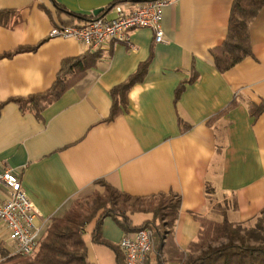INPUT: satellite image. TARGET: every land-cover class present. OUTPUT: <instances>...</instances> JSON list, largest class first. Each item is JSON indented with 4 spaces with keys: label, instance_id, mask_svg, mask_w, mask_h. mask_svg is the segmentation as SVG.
<instances>
[{
    "label": "crops",
    "instance_id": "0c3cea01",
    "mask_svg": "<svg viewBox=\"0 0 264 264\" xmlns=\"http://www.w3.org/2000/svg\"><path fill=\"white\" fill-rule=\"evenodd\" d=\"M54 1L76 16L57 10ZM116 1L0 0V11L14 13L0 22V170L19 173L37 211L40 241L54 216L102 190V182L134 197L176 193L180 208L161 259L180 264L172 248L187 252L204 221L246 223L264 210V7L250 24L251 55L225 72L216 68L213 52L227 37L234 0H172L162 17L165 43L155 42L148 28L99 51L50 36L58 24L85 25L96 9H102L97 16L114 18ZM24 46L34 48L20 51ZM84 54L96 55L94 65L41 117L10 101L48 91L64 61ZM144 62L148 72L130 90L127 110L106 121L113 88ZM194 73L197 80L177 97ZM131 218L141 225L152 214ZM91 223L84 235L89 259L117 264L112 246L124 229L104 218L103 236L112 245L98 244ZM4 251L13 253L14 245L0 225ZM159 262L152 248L149 264Z\"/></svg>",
    "mask_w": 264,
    "mask_h": 264
},
{
    "label": "trees",
    "instance_id": "16d2710c",
    "mask_svg": "<svg viewBox=\"0 0 264 264\" xmlns=\"http://www.w3.org/2000/svg\"><path fill=\"white\" fill-rule=\"evenodd\" d=\"M118 2L121 0L113 5ZM54 3L57 10L69 12L59 3ZM263 7L264 0H234L227 37L213 52L219 71L225 72L251 55L250 24ZM13 14V11H0V22L11 18ZM70 14L76 16L75 13ZM62 25L68 24H58L55 27ZM33 48L24 46L19 50ZM96 58V55L84 54L66 59L54 85L48 91L26 99L12 98L10 101L15 100L21 109L29 108L41 117L47 106L84 77ZM147 72L148 62H144L126 81L113 88V105L106 121H114L127 110L130 90L144 80ZM197 78V73H194L187 81L182 82L176 89V96L179 97L186 84L195 82ZM4 104L5 102L0 106ZM100 185L103 190H95L90 195L73 200L63 214L51 219L48 230L33 256L26 257L4 251L0 253V264H97L89 259L84 232L87 225L95 221L93 241L112 245L104 239L102 232L103 220L106 217L116 221L126 234L144 228L150 229L153 248L159 253V263L163 264L161 251L172 234L180 208V196L176 193H159L150 197H134L108 183L102 182ZM137 212L151 213L152 218L141 225H135L131 216ZM259 215L261 217L257 225L251 228L245 226V223H234L228 219L204 221L198 239L190 244L187 252H180L175 247L172 249L178 253L180 264H264V210ZM112 247L116 252L117 264H127L120 246ZM149 256L150 253L146 264H149Z\"/></svg>",
    "mask_w": 264,
    "mask_h": 264
},
{
    "label": "built area",
    "instance_id": "2783aa9c",
    "mask_svg": "<svg viewBox=\"0 0 264 264\" xmlns=\"http://www.w3.org/2000/svg\"><path fill=\"white\" fill-rule=\"evenodd\" d=\"M172 0L121 1L113 5L114 18L94 16L85 25L68 24L54 27L51 37L73 38L91 51H99L108 41L130 42L134 29L148 28L157 43L167 42L162 26L163 11ZM0 225L6 228L14 245L12 254L33 256L40 244V228L35 225L36 208L16 169L0 170ZM119 246L127 264H146L153 248L152 231L148 228L124 235Z\"/></svg>",
    "mask_w": 264,
    "mask_h": 264
},
{
    "label": "rangeland",
    "instance_id": "374dc122",
    "mask_svg": "<svg viewBox=\"0 0 264 264\" xmlns=\"http://www.w3.org/2000/svg\"><path fill=\"white\" fill-rule=\"evenodd\" d=\"M102 190H103V189H102ZM94 191H95V190H93V192H94ZM91 192H92V191H90V193H91ZM260 217H261V215H259V216L256 217L255 219H253V220H251V221L245 223V226H247V227H249V228L254 227L255 225H257V222H258V220L260 219ZM93 225H94L93 223L87 225V227H86V231L84 232V235L89 236V233H90L91 230L93 229Z\"/></svg>",
    "mask_w": 264,
    "mask_h": 264
},
{
    "label": "water",
    "instance_id": "95a60500",
    "mask_svg": "<svg viewBox=\"0 0 264 264\" xmlns=\"http://www.w3.org/2000/svg\"><path fill=\"white\" fill-rule=\"evenodd\" d=\"M101 11H102V9H96V10L94 11L95 16H97Z\"/></svg>",
    "mask_w": 264,
    "mask_h": 264
}]
</instances>
